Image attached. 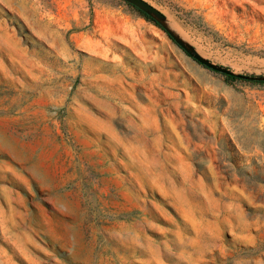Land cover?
<instances>
[{"label": "rangeland", "instance_id": "374dc122", "mask_svg": "<svg viewBox=\"0 0 264 264\" xmlns=\"http://www.w3.org/2000/svg\"><path fill=\"white\" fill-rule=\"evenodd\" d=\"M257 81L264 0H0V264H264Z\"/></svg>", "mask_w": 264, "mask_h": 264}, {"label": "trees", "instance_id": "16d2710c", "mask_svg": "<svg viewBox=\"0 0 264 264\" xmlns=\"http://www.w3.org/2000/svg\"><path fill=\"white\" fill-rule=\"evenodd\" d=\"M146 18L150 19L148 16H146L145 14H143ZM158 25V24H157ZM159 26V25H158ZM161 27V26H159ZM165 31V30H164ZM166 32V31H165ZM168 36L172 39L171 35L168 34ZM203 65V64H201ZM204 66V65H203ZM226 77L229 79V80H232V81H236V80H240L241 78L240 77H235V76H228L226 75ZM257 83H264V81H257Z\"/></svg>", "mask_w": 264, "mask_h": 264}, {"label": "water", "instance_id": "95a60500", "mask_svg": "<svg viewBox=\"0 0 264 264\" xmlns=\"http://www.w3.org/2000/svg\"><path fill=\"white\" fill-rule=\"evenodd\" d=\"M144 4V3H143ZM147 8H149V6L148 5H146V4H144ZM197 61L199 62V63H201V64H203L204 66H206V67H209V68H211L207 63H205L204 61H202V60H199V59H197ZM212 69V68H211Z\"/></svg>", "mask_w": 264, "mask_h": 264}]
</instances>
